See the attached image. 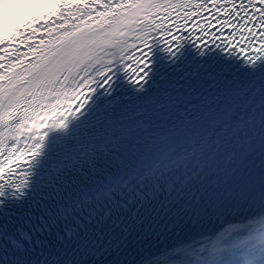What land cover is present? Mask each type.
Wrapping results in <instances>:
<instances>
[{
	"label": "snow or ice",
	"instance_id": "snow-or-ice-1",
	"mask_svg": "<svg viewBox=\"0 0 264 264\" xmlns=\"http://www.w3.org/2000/svg\"><path fill=\"white\" fill-rule=\"evenodd\" d=\"M14 17L0 32V264H264V0H45ZM189 59L260 79L234 80L194 131L134 138L122 88L146 96ZM149 205L167 222L136 234L159 249L143 255L124 221Z\"/></svg>",
	"mask_w": 264,
	"mask_h": 264
},
{
	"label": "bare ground",
	"instance_id": "bare-ground-1",
	"mask_svg": "<svg viewBox=\"0 0 264 264\" xmlns=\"http://www.w3.org/2000/svg\"><path fill=\"white\" fill-rule=\"evenodd\" d=\"M34 1L42 3L43 0H15L14 2L6 5L1 13H0V31L2 32L3 30V25H2V21H4L5 19H11V17L13 16V14L18 11V10H22L24 8H28V6H32L33 10H34ZM74 2H78V0H74ZM170 242L169 241H166ZM159 249L153 248V249H149L148 251L145 250H140L139 253L143 254V255H148L149 252L152 251H158Z\"/></svg>",
	"mask_w": 264,
	"mask_h": 264
},
{
	"label": "rangeland",
	"instance_id": "rangeland-1",
	"mask_svg": "<svg viewBox=\"0 0 264 264\" xmlns=\"http://www.w3.org/2000/svg\"><path fill=\"white\" fill-rule=\"evenodd\" d=\"M15 0H0V13H1V11H2V9L6 6V5H8V4H10V3H12V2H14ZM26 8H24V9H22V10H18V11H16L15 13H18V12H21V11H24ZM28 9V8H27ZM15 17H14V14H13V16L11 17V19H14Z\"/></svg>",
	"mask_w": 264,
	"mask_h": 264
},
{
	"label": "water",
	"instance_id": "water-1",
	"mask_svg": "<svg viewBox=\"0 0 264 264\" xmlns=\"http://www.w3.org/2000/svg\"><path fill=\"white\" fill-rule=\"evenodd\" d=\"M44 2H45V0H43L42 3H40V1L39 2L34 1L33 2L34 3V10H33V7L31 5L28 6V9L33 10V11H35V10H42L43 9V5H44ZM69 2H74V0H69Z\"/></svg>",
	"mask_w": 264,
	"mask_h": 264
}]
</instances>
